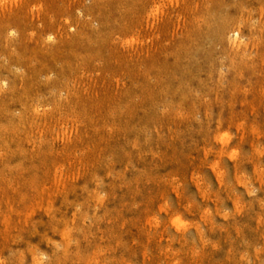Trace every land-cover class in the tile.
<instances>
[{"label":"rangeland","instance_id":"1","mask_svg":"<svg viewBox=\"0 0 264 264\" xmlns=\"http://www.w3.org/2000/svg\"><path fill=\"white\" fill-rule=\"evenodd\" d=\"M0 264H264V0H0Z\"/></svg>","mask_w":264,"mask_h":264},{"label":"bare ground","instance_id":"2","mask_svg":"<svg viewBox=\"0 0 264 264\" xmlns=\"http://www.w3.org/2000/svg\"><path fill=\"white\" fill-rule=\"evenodd\" d=\"M14 2H16V1H14ZM20 2H21V0H20ZM106 20H107V19H106ZM11 34H12V33H11ZM237 36H238V35H237ZM237 38H238V37H237ZM239 38H240V37H239ZM228 40H229V39H228ZM238 40H239V39H238ZM236 41H237V40H236ZM236 41H235V42H236ZM1 91H2V90H1ZM223 141H224V140H223ZM226 143H228V142L226 141ZM122 225H123V224H122Z\"/></svg>","mask_w":264,"mask_h":264}]
</instances>
